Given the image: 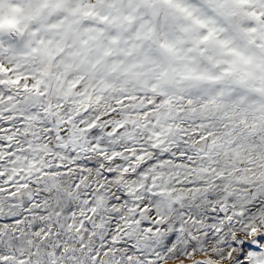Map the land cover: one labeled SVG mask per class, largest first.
I'll list each match as a JSON object with an SVG mask.
<instances>
[{
    "label": "snow or ice",
    "instance_id": "obj_1",
    "mask_svg": "<svg viewBox=\"0 0 264 264\" xmlns=\"http://www.w3.org/2000/svg\"><path fill=\"white\" fill-rule=\"evenodd\" d=\"M0 264H264V0H0Z\"/></svg>",
    "mask_w": 264,
    "mask_h": 264
}]
</instances>
